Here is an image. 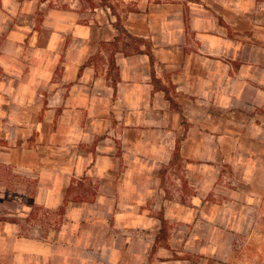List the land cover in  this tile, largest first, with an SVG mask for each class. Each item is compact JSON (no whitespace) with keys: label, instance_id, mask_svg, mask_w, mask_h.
Segmentation results:
<instances>
[{"label":"crops","instance_id":"0c3cea01","mask_svg":"<svg viewBox=\"0 0 264 264\" xmlns=\"http://www.w3.org/2000/svg\"><path fill=\"white\" fill-rule=\"evenodd\" d=\"M0 137V264H208L264 169V0H0Z\"/></svg>","mask_w":264,"mask_h":264},{"label":"rangeland","instance_id":"374dc122","mask_svg":"<svg viewBox=\"0 0 264 264\" xmlns=\"http://www.w3.org/2000/svg\"><path fill=\"white\" fill-rule=\"evenodd\" d=\"M8 144V139L0 137V147ZM227 172L228 177L231 176L233 181H238L239 177L233 171L227 170ZM226 181L228 183L230 179ZM0 185L28 190V170L20 169L19 166L0 159ZM243 185L244 182H241L242 188L245 186ZM248 188L252 197L246 203V216L241 219L239 232L234 235L231 246L222 243L217 258H212L208 264H264V169L257 174L255 183ZM69 190L74 192L75 188L72 186ZM6 218L11 221L26 220L27 229L25 228L24 235H28V216ZM48 219L49 224H54L62 218L53 216ZM221 240L227 241L230 237L226 236Z\"/></svg>","mask_w":264,"mask_h":264}]
</instances>
